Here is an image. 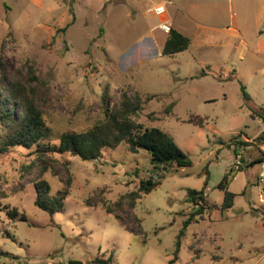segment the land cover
Listing matches in <instances>:
<instances>
[{
	"label": "rangeland",
	"instance_id": "1",
	"mask_svg": "<svg viewBox=\"0 0 264 264\" xmlns=\"http://www.w3.org/2000/svg\"><path fill=\"white\" fill-rule=\"evenodd\" d=\"M158 1L0 0V90L22 86L54 136L102 121L107 86L110 107L118 105L121 92L140 97L142 109L131 119L165 131L176 145L179 140L192 161L184 173L153 168L144 150L131 151L124 142L104 150L97 161L68 153L38 158L34 146L10 147L0 153V264L70 259L97 264L109 257V264H167L191 211L186 189H200L207 179L208 200L217 205L222 195L217 184L224 175L230 190L253 180V167L230 173L240 164L231 165L226 149L241 142L239 147H249L246 158L254 152L250 163L264 153V143L254 141L259 133L253 136L263 127L256 115L264 110V30L256 33L253 16L264 0H199L205 6L204 29L186 25L190 46L172 57L161 56L159 45L153 48L144 39L158 23L150 12ZM235 22L241 36L222 29ZM7 105L17 117L20 105ZM191 117L202 124L189 122ZM242 132L252 142L239 140ZM3 135L0 125V143ZM219 143L225 150L206 162L209 144ZM151 176L161 178L160 184L134 209L124 205L116 212L121 219L105 212L102 202L113 204ZM39 180L48 184L50 196L67 193L61 210L51 216L34 205ZM257 206L251 185L232 208L203 215L187 227L173 264H264V212ZM11 209L17 212L13 221L5 215Z\"/></svg>",
	"mask_w": 264,
	"mask_h": 264
},
{
	"label": "trees",
	"instance_id": "2",
	"mask_svg": "<svg viewBox=\"0 0 264 264\" xmlns=\"http://www.w3.org/2000/svg\"><path fill=\"white\" fill-rule=\"evenodd\" d=\"M71 12V11H70ZM74 16L71 12V21ZM264 30V28H263ZM190 45V39L175 29H170L167 38L161 49V56L171 57L175 54L185 51ZM1 65V64H0ZM203 75V73H201ZM240 92L244 103L249 105V96L245 89L240 85ZM108 87L105 86L102 92L101 100L103 105L104 119L96 122L90 128L84 131L66 130L58 135H53L52 129L46 124L43 114L40 109L28 98L25 89L14 84L6 86L0 90L1 101L3 106H0V125L4 129V135L0 143V153H5L10 147H22L30 149L35 147L38 158L44 157L45 154L68 153L71 156L80 158L82 161H97L101 158L102 152L106 149H115L121 143H128L141 150H144L149 156V163L153 168L167 170L174 166L176 169L191 167L192 161L172 139L162 130L156 127H145L135 123L131 117L136 115L142 109V100L136 96L131 99L125 92H121L120 102L118 105L110 107L106 103ZM1 102V103H2ZM20 105L19 115L13 116V107L7 104ZM167 113V111L165 112ZM256 111L251 109V115ZM153 113H150L152 117ZM262 122L264 127V110L263 114L256 115ZM189 122L194 124H202V119L191 117ZM256 144L264 143V128L254 139ZM237 142V141H236ZM235 148L241 142H237ZM244 144V143H242ZM235 151V150H234ZM264 157L261 153L260 157H256L249 166L257 164ZM46 170L44 165L41 168V173ZM153 176L140 181L138 187L128 193L120 196L113 204L108 205L102 202V206L106 213H114L115 217L121 219L116 212L121 211L124 205L129 209H134L136 202L143 195L148 194L152 189L160 184V180ZM227 176L224 175L217 185V188L223 192L222 203L218 207L220 211L230 209L233 205L234 194L227 190L225 183ZM206 180L201 189H186L185 200L191 204V211L182 220V226L176 235L174 242L173 258L167 264H173L177 258V253L180 248L181 238L185 235L187 227L198 219L203 218L204 214L217 209L214 204H208L204 195ZM68 183V182H67ZM36 198L34 205L41 211L50 216L61 210L63 200L66 197V192L59 191L54 196L49 195V186L44 180H39L34 183ZM92 206L91 204H89ZM5 215L10 220H15L17 212L15 209L7 210ZM20 221H26V218L21 215ZM111 258L106 260H97V264H109ZM66 264H83L79 260L70 259Z\"/></svg>",
	"mask_w": 264,
	"mask_h": 264
},
{
	"label": "crops",
	"instance_id": "3",
	"mask_svg": "<svg viewBox=\"0 0 264 264\" xmlns=\"http://www.w3.org/2000/svg\"><path fill=\"white\" fill-rule=\"evenodd\" d=\"M104 1L107 2V3H111L112 4V1L113 0H104ZM118 1H119V3L125 4V0H118ZM136 1L143 2L144 0H136ZM145 1H151V0H145ZM161 3H164L165 4V13H164V15H163L162 18L169 23L171 29H175L177 32L181 33L182 35H184L186 37H188V35H189L186 25L196 26V28H203L204 29L205 19L206 18H205V15L203 14L204 11H202V9L205 6H204V4L201 1H199V0H187L185 3L184 2L183 3H181V2L178 3L175 0H160L157 3L153 4L152 8L155 5H158V4H161ZM136 4L138 5V2ZM130 9L137 10L138 7L137 6H133V7L131 6ZM253 18L255 19V22H256V26L254 27V29H255L256 33L259 34V30L261 28H264V5H262V4L260 5V3L258 4V6H257V8L255 10V13H254ZM159 20L160 19L158 18V23H159ZM158 23L153 26L152 30L150 32H148V34H146V36H145L144 39L150 41V43L152 44L153 48H154V45H159V49L161 50L168 34L162 32L160 29L157 28ZM222 29L228 30V31L232 32L231 34H233L235 36L236 35L241 36V32L238 30V27H237L236 22L233 23L231 26H228V27H225V28H222ZM204 33H205V31H204ZM261 52L264 53V50H262ZM180 53H182V52H180ZM180 53H178V54H180ZM178 54H175V55H178ZM184 79H187V78H184ZM263 128L264 127H260V130H258L256 132V134H254L253 136L255 137V135H257L258 133H260L263 130ZM163 132H165V131H163ZM252 139H253V137L248 136L244 132H242L240 134V138H239V140L245 141L247 143L248 142H252ZM178 142H179V144L177 146H179V147L182 148V143L179 140H178ZM222 144L223 143L213 144V145H210L209 144V146H208V152L203 157L206 160V162L209 161L208 158H209V156L212 153H216L217 151L222 152V151L225 150V149H221V147L223 146ZM259 148H261V146H259ZM248 149H249V147H245L244 148V147H239V145L236 148H235V145H229V148L226 149V151L228 152V154L232 157L231 158V161H232L231 162V165L232 166L235 163V158H239L240 159V166H239V168L237 167L238 168L237 170H233L232 167H230V173L231 174H233L234 172H237V173L240 174L241 171L244 168H248V167L249 168H252L253 167V169H255L253 180L250 182L249 179H247L240 186V188H238L237 190H230L229 189V180H228L229 176L226 175L227 176V181L225 183V186H226V188H227L228 191H230L231 193H233L235 195L234 198H233V204H234V199L235 198H238L239 197V198L245 199V196L247 195V187H251V185L254 186V183H255V175H256V171H257V164H254L252 166H249L250 159H251L250 155L252 156V153H254V152H253V150L249 151L250 152V155H248V157L246 158L247 153H248L247 152ZM254 156H253V158H254ZM170 168H174L175 169L174 166H172ZM184 169L185 168H179L177 170H178L179 173H184L185 172ZM204 181H203V185H204ZM206 181H207V179H206ZM206 185H207V182H206ZM191 189H195V188H191ZM196 190H199V189H196ZM208 190H209L208 187L205 186L204 195L206 197V201L208 202V204H211V202L208 200V196H209V194L207 193ZM221 193H222V195H221V202L216 205L217 207H219L221 205V203H222L223 192L221 191ZM232 207H233V205H232Z\"/></svg>",
	"mask_w": 264,
	"mask_h": 264
},
{
	"label": "built area",
	"instance_id": "4",
	"mask_svg": "<svg viewBox=\"0 0 264 264\" xmlns=\"http://www.w3.org/2000/svg\"><path fill=\"white\" fill-rule=\"evenodd\" d=\"M150 12L160 19L157 28L160 29L162 32L168 34L171 29L170 25L167 21H165L162 18L165 13V4L161 3L155 5L150 10ZM239 164H240V159L238 158L237 160H235L234 168L237 169ZM254 186L257 191V203H258V206L254 207V209L264 212V157L257 163V171L255 175Z\"/></svg>",
	"mask_w": 264,
	"mask_h": 264
},
{
	"label": "water",
	"instance_id": "5",
	"mask_svg": "<svg viewBox=\"0 0 264 264\" xmlns=\"http://www.w3.org/2000/svg\"><path fill=\"white\" fill-rule=\"evenodd\" d=\"M133 147H134V146H131V151H133Z\"/></svg>",
	"mask_w": 264,
	"mask_h": 264
}]
</instances>
